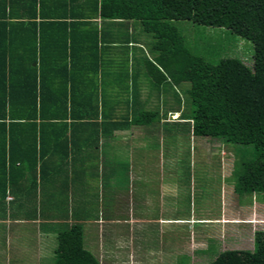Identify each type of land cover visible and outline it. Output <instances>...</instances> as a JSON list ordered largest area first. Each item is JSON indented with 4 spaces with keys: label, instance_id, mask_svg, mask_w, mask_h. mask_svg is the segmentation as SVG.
<instances>
[{
    "label": "trees",
    "instance_id": "trees-1",
    "mask_svg": "<svg viewBox=\"0 0 264 264\" xmlns=\"http://www.w3.org/2000/svg\"><path fill=\"white\" fill-rule=\"evenodd\" d=\"M179 21L226 28L252 42L253 65L231 57L208 60L191 48ZM118 22L139 23L151 34L153 58L140 57L148 78L178 87V111H164L161 119L160 108L134 102L131 121L123 120L162 124L163 135L175 139L232 145L235 193H264V0H0V219L8 214L7 193L28 190L30 197L43 178L38 167L59 155L67 161L76 125L95 128L89 145L98 143L103 124L116 125L95 79L107 49L134 43L130 33L111 39ZM79 84L86 85L84 95ZM21 179L30 188L16 190ZM32 207L23 213L28 220L38 217ZM56 233L53 264H102L85 248L82 224ZM209 264H264V231L255 233L254 250H227Z\"/></svg>",
    "mask_w": 264,
    "mask_h": 264
},
{
    "label": "crops",
    "instance_id": "crops-1",
    "mask_svg": "<svg viewBox=\"0 0 264 264\" xmlns=\"http://www.w3.org/2000/svg\"><path fill=\"white\" fill-rule=\"evenodd\" d=\"M135 27L134 23L125 26L118 22L111 29V39H119L128 33L135 36ZM135 39L131 42L137 43V46L131 44L125 49L118 45L107 49L105 61L101 63L95 79L101 98L106 102L107 117L117 122L116 125L103 124L99 129L98 143L94 145H89L87 139L90 129L95 128L76 125L72 129L76 141L74 152L70 150V157L65 162L59 155L48 158L43 169L37 168L43 178L38 176L37 188L32 193L34 196L29 197L27 189L30 186L22 179L16 190H27L22 194L25 197L16 196L17 192L13 194L12 191L5 195L4 206L8 214L5 219H0V264H34V261L42 264L44 260L53 264L56 232L74 223L82 224L84 246L89 251V243L90 252L102 264H107L110 259L124 260L122 264H144L152 258L158 262L157 256H160L161 264H176V259L181 256L180 262L184 258L189 264V257L183 255L185 251H190L189 235L183 238L187 247L176 246L172 254L167 250L149 253L145 247L147 238L159 234L165 240L174 230L179 233L187 230L194 236L204 232H197L196 225H222L235 221L234 218L197 214L192 209L189 193L193 187V175L189 171L188 156L184 157L182 150L173 152L171 159H166L169 155L161 152L157 157L151 148L155 142L151 131H157V126H160L163 132L162 124H129L132 111L128 113V109H132L134 102L136 106H145L149 110L160 108L161 119L164 118V111L172 113V108L178 111L175 98L178 87L172 88L168 82L158 85L146 77L140 57L147 56V44ZM77 91L81 92L80 95L88 92L85 84H79ZM123 117L129 121H124ZM96 129L98 131V127ZM155 160L160 166L158 171L156 167L151 171ZM178 164L184 169L182 174L177 172ZM26 178L29 179L28 176ZM159 179L162 182L155 183ZM97 185L99 191H96ZM184 199L189 205L185 207V213H180ZM32 203H35L38 217L28 220L23 213L33 208ZM170 209L178 212L176 218H173L175 215L172 218L166 215ZM180 214L185 217H179ZM32 229L37 234L39 246L29 253L26 239ZM25 230L26 233H22ZM48 235H53L54 242L47 244ZM198 252L207 253L208 249Z\"/></svg>",
    "mask_w": 264,
    "mask_h": 264
},
{
    "label": "rangeland",
    "instance_id": "rangeland-1",
    "mask_svg": "<svg viewBox=\"0 0 264 264\" xmlns=\"http://www.w3.org/2000/svg\"><path fill=\"white\" fill-rule=\"evenodd\" d=\"M177 24L191 48L193 47L196 52L208 60L218 61L222 58L231 57L241 59L248 66L253 65L254 46L252 42L233 34L226 28L207 27L191 21H179ZM135 25L136 40L146 42L147 56L153 58V54L149 49L152 42L151 34L143 32L139 23ZM143 56L145 57L146 55ZM144 74L148 78L146 71ZM185 86L187 89L189 88L188 84H185ZM182 87L184 88L183 85ZM183 88L180 89L183 90ZM157 127V131H151V134L155 137L154 146L151 148L155 151L157 157L163 152L166 156L169 155L166 159H171L170 155L173 152H181L182 150L184 157L188 156L189 171L193 175V187L191 188V193H189V196L191 195L192 197L191 202L194 205H192V209L196 210L197 214L203 213L204 215H210L212 218H234L235 221L226 222V224L223 223L222 225H196L197 232L202 230L204 232L195 233L194 236L190 234V231L188 233L187 230H183V233L174 230L169 235L170 237L165 240H163V236L154 234L146 240L145 247L147 251L152 254V252L167 250L172 254L176 246L177 248L187 247V242L183 241V238H187V235L190 236V251H183V255L189 257V264H209L221 252L227 250H254L255 233L264 231V193L254 195H238L234 193L233 169L235 155L231 148L233 146L221 143L217 139L206 140L190 136L187 141L186 139L183 140L184 138L182 137L175 139L165 135V139L168 140L164 139L163 141L161 127ZM177 140L183 142H178ZM176 146H178V150H175ZM152 163H154L153 160ZM169 165L172 168V165ZM169 165H167L168 170H171ZM158 166H160V163L156 161L155 164L151 165V171H153L154 167L157 170ZM176 169H179L177 172L180 174L184 172L180 164L176 165ZM159 182L162 181L159 179L155 183L158 184ZM96 189V191H99L98 185ZM188 205L189 203L184 199L181 205L183 207L181 208L182 211L179 212L185 213V207ZM32 206H35V203L34 205L32 203ZM172 211L170 209L166 215H170L171 218L175 215L173 218H176L178 212ZM179 217L185 216L180 214ZM22 233H26V230ZM29 236L26 240L29 243V253H31L32 249L37 250L39 245L37 244V234L34 229L29 233ZM46 238L48 239L47 244L54 242L53 235H48ZM87 246L90 251V244L88 243ZM159 247L161 248L158 249ZM163 247L166 249H163ZM204 249H208V252H198ZM157 257L158 262L155 258H152L146 260L144 264H161L162 262L160 263L159 261L160 256ZM181 258L182 256L178 257L175 263L188 264L184 258L181 263ZM124 262V260H107V264H122ZM34 264H36L35 261ZM42 264L50 263L49 260H44Z\"/></svg>",
    "mask_w": 264,
    "mask_h": 264
}]
</instances>
